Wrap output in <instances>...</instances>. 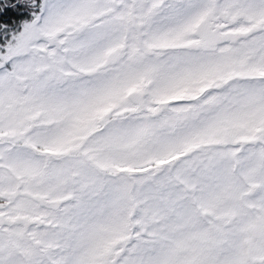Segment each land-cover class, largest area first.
Returning <instances> with one entry per match:
<instances>
[{"label":"snow or ice","instance_id":"obj_1","mask_svg":"<svg viewBox=\"0 0 264 264\" xmlns=\"http://www.w3.org/2000/svg\"><path fill=\"white\" fill-rule=\"evenodd\" d=\"M0 264H264V0H0Z\"/></svg>","mask_w":264,"mask_h":264}]
</instances>
